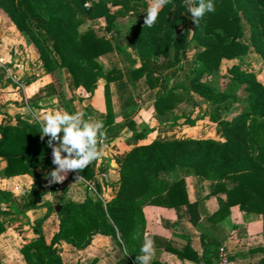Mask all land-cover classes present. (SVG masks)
Here are the masks:
<instances>
[{"label": "trees", "instance_id": "trees-1", "mask_svg": "<svg viewBox=\"0 0 264 264\" xmlns=\"http://www.w3.org/2000/svg\"><path fill=\"white\" fill-rule=\"evenodd\" d=\"M214 4L215 12L206 13L197 26L183 0H171L162 8L155 24L147 27L144 19L148 0H0V10L34 46L43 68L56 75L60 101L67 112L77 109L64 71L70 74L80 101L92 98L100 79H105L107 115L103 126L116 122L111 83L122 79L124 73L118 67L108 68L102 57L119 47L113 42V37L121 33L117 21L127 16L131 24L123 37L126 46L141 60L132 69V78H143L148 90L162 87V93L152 103L161 123L193 126L207 116L217 122L220 134L158 138L136 145L117 167V189L109 201L104 199L102 185L97 181V192H88L83 201L64 199L59 202V212L56 205H48L47 214L35 224L37 237L21 248L28 264H63L59 253L62 241L84 249L96 234L110 235L127 249L129 255H124L120 264H137L136 256L146 231V205L185 206L190 220L201 226L200 203L191 201L188 195V175L212 180L213 193L227 194L226 204L214 216L227 215L238 207L240 211L260 214L264 229V85L255 73L234 64L229 69L231 81L246 85L247 96L238 110L229 111L240 102L236 93L210 81L225 60H236L252 50L264 61V0H214ZM96 19L106 21L105 29L113 34L111 37L99 34L93 26L81 29L84 23ZM246 25L249 41L244 40ZM191 45L200 49L186 80L174 85L163 83L167 72L184 68L183 54ZM194 94L207 100V109L195 117L176 113ZM126 125L136 140L146 137V130L133 119L126 121ZM40 133L39 122L21 117L17 124L0 125V157L7 161L5 175L30 174L38 179L29 192L27 208L38 206L43 196L40 188L49 185L45 174L55 167L48 138L42 140ZM98 162L99 159L79 175L87 181L96 180ZM76 176V172L71 174L72 179ZM49 186L55 189L56 184ZM3 199L13 196L0 189V200ZM53 213L58 215L59 229L48 242L42 224ZM1 215L8 217L12 213L0 210V235L6 230ZM203 233L207 243L204 255L199 256L191 247L175 252L205 264H217L212 253L219 243ZM257 250L264 253V247Z\"/></svg>", "mask_w": 264, "mask_h": 264}, {"label": "crops", "instance_id": "crops-1", "mask_svg": "<svg viewBox=\"0 0 264 264\" xmlns=\"http://www.w3.org/2000/svg\"><path fill=\"white\" fill-rule=\"evenodd\" d=\"M111 35L113 34L107 36ZM118 37L125 41L122 35H115L113 42L119 47L107 54H116L117 57H102L104 63L109 64L108 68L118 67L124 73L122 79L111 83L116 122L103 126L106 147L97 165L96 181L101 183L102 195L106 201L115 195L117 167L120 161L136 145L148 144L158 138L220 137L217 122L207 116L197 120L193 126L161 125L152 103L153 99L162 93V87L148 90L143 78H132V69L140 65V57L133 52L130 53L125 42L116 43ZM119 53L123 57H120ZM105 58H110V61ZM38 59L34 46L26 41L14 22L0 10V125L17 124L18 117L32 123L38 122L33 112L42 120L49 111H66L60 101L56 75L46 72ZM193 59L194 57L191 58L190 66ZM64 74L68 90L76 98L74 105L77 112H84L85 119L103 121L107 115L106 80L100 79V86L92 98L80 101L70 74L67 71H64ZM130 119H133L141 129L146 130L145 138L139 140L134 138L132 129L126 125V121ZM209 129L211 132L207 133ZM6 166L7 161L0 157V189L11 194L13 199L0 200V210L8 211L12 213L10 217H15L3 219L6 230L0 235V264H28L21 248L37 237L35 224L47 214L48 205L59 204L55 200L62 197L83 201L87 193L92 191L87 180L76 182V179L70 176L61 185L56 184L55 189L49 185L41 187L43 196L38 206L27 208L29 192L38 179L30 174L8 177L4 173ZM104 174H107V178L103 177ZM186 186L190 200L200 203L201 226H196L190 220L185 206L146 205L143 209L146 219L145 236L155 241L156 248L152 261L166 264H205L202 260L190 256L181 257L175 252V250L185 252L191 247L199 256L204 255L207 250L203 233L205 232L213 241L219 243L212 253L214 260L218 247L224 245L229 253L230 264H262L264 253L257 250L264 247L261 215L233 207L227 215L214 216V213L226 204L227 194L213 193V181L197 175L186 176ZM58 229L59 218L53 213L42 224L48 242ZM124 249L112 236L96 234L92 243L84 249H78L62 241L59 253L63 264H120Z\"/></svg>", "mask_w": 264, "mask_h": 264}, {"label": "clouds", "instance_id": "clouds-1", "mask_svg": "<svg viewBox=\"0 0 264 264\" xmlns=\"http://www.w3.org/2000/svg\"><path fill=\"white\" fill-rule=\"evenodd\" d=\"M171 0H149L144 26L152 27L162 8ZM197 26L206 13L215 12L214 0H183ZM41 127V139L48 138L47 146L52 150V164L55 166L45 177L49 185L63 183L70 172H76V182L82 181L79 173L104 155L106 134L103 122L85 119L84 112L49 111L41 120L33 112ZM62 134V135H61ZM52 192H48L50 194ZM124 255L128 256L127 249ZM155 241L145 236L136 256L137 264H151L155 256Z\"/></svg>", "mask_w": 264, "mask_h": 264}, {"label": "rangeland", "instance_id": "rangeland-1", "mask_svg": "<svg viewBox=\"0 0 264 264\" xmlns=\"http://www.w3.org/2000/svg\"><path fill=\"white\" fill-rule=\"evenodd\" d=\"M148 3H149V0H148ZM130 24H131V21L129 20V18L127 16L120 17L117 21V25L120 28L121 33L118 36L125 35ZM90 25L95 27L97 32L101 35H103V34L109 35L110 34V32L108 33V31L105 30L106 23H105L104 19H96L95 21H88L82 25L81 29L85 30ZM249 35H250L249 26L246 25V36L244 37L245 41H249ZM25 39L27 41V37H25ZM120 41L126 43V41H124V39L121 37L120 38L118 37L115 40L116 43H119ZM126 48H127V50L130 51V53L131 52L135 53L133 50H131L127 46H126ZM199 49L200 48L198 46L191 45L189 47V49L187 51H185L183 54L184 68L180 69L178 71L177 70H170L169 72H167L163 83L168 82L171 85H174V84L179 83L180 81L186 80V77L189 74L188 71H189L191 58L196 57ZM119 55H120V57H123V55H121L120 53H119ZM103 57H117V56H116V54H113V55H105ZM105 60L110 61V58H105ZM234 64L239 65L241 70L255 73L257 75L259 81L264 85V61H263V58L261 57V55L257 54L256 52H254L252 50L248 54L238 57L236 60H233V61L225 60L222 63L221 68L212 75L210 81L214 85H216L222 89L236 93V96L239 99L238 101H240V102L233 105L232 108L230 107L229 111L230 110L233 111V109L238 110L242 106L241 100H243L247 96L246 85L238 86L237 84H235V82L231 81V74L229 72V69L231 67H233ZM106 65H107V67L109 66V64L107 62H106ZM64 76L66 77V74H64ZM206 109H207V100L203 97H200V96L194 94L192 98L187 99L183 105L179 106L176 109V113L185 112L188 115L198 116V115H201ZM158 121L161 125L166 126V125L161 123L160 117L158 118ZM209 132H211L210 129L208 130L207 133H209ZM62 200H64V197L56 198L55 201H57L59 203ZM1 217L3 219H14L15 216L14 217H10V216L7 217L6 215H1Z\"/></svg>", "mask_w": 264, "mask_h": 264}, {"label": "built area", "instance_id": "built-area-1", "mask_svg": "<svg viewBox=\"0 0 264 264\" xmlns=\"http://www.w3.org/2000/svg\"><path fill=\"white\" fill-rule=\"evenodd\" d=\"M86 5L89 6L90 3L87 2ZM105 23H106V21H105ZM106 25H107V23H106ZM72 173L73 172H70L68 174L67 178L70 177ZM103 177L107 178V174H104ZM58 184L61 185L62 183H58ZM88 187L90 188V190L92 192H97V181L96 180L88 181ZM215 261L217 264H230L231 263L229 253H228L226 246L222 245V246L218 247V249L216 251Z\"/></svg>", "mask_w": 264, "mask_h": 264}, {"label": "water", "instance_id": "water-1", "mask_svg": "<svg viewBox=\"0 0 264 264\" xmlns=\"http://www.w3.org/2000/svg\"><path fill=\"white\" fill-rule=\"evenodd\" d=\"M55 208H56V211L59 212V211H61L62 205L59 203L56 205Z\"/></svg>", "mask_w": 264, "mask_h": 264}]
</instances>
